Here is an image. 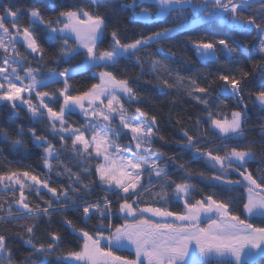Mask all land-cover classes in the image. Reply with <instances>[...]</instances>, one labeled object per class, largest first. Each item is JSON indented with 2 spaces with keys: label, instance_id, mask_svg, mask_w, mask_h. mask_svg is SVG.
Segmentation results:
<instances>
[{
  "label": "snow or ice",
  "instance_id": "obj_1",
  "mask_svg": "<svg viewBox=\"0 0 264 264\" xmlns=\"http://www.w3.org/2000/svg\"><path fill=\"white\" fill-rule=\"evenodd\" d=\"M122 6L132 9L135 20L170 21V26L148 35L141 33L129 42H123L119 30L113 28L110 43L102 47L108 39L107 6L102 13L99 4L86 10L74 3L61 8L55 18L45 19L33 0L28 26L22 27L25 10L14 7L11 0H0V104L17 117L23 110L32 122H46L49 130L45 135L31 127L25 133L18 125L13 135L0 129V140L10 141L13 151L23 150L25 155L24 136L30 137L40 150L39 167L46 170L43 176L28 165L23 170L0 171V222L24 221L16 225L23 231L15 238L28 250L22 259L16 257L8 243L13 237L0 232V264H50L49 258L64 243V235L57 230L46 232L41 238L45 243L36 232L41 223L51 227L56 214L69 212L81 213L78 219L84 226L78 227L67 215H61L59 222L83 244L79 251L58 255V264H255L257 258H264V226L250 221L260 218L264 223V175L254 177L248 165L257 162V145L259 163L264 164V124L260 139L249 140L245 133L252 129L248 127L244 89L250 77L259 73L261 90L255 92L253 104L264 112V0H132ZM212 22L256 33L253 39L261 60L255 62L252 73L240 68L239 59H233L236 48L226 39L189 41L198 60L220 66L212 80H208L212 73L185 77L176 70L173 76V69L154 53L140 55L142 50L183 34L191 24ZM40 30L57 49L51 56L41 43ZM243 50L249 51L247 44ZM80 56L82 62L71 66ZM122 60L140 68L137 82L149 64V73L168 77H156L161 87L177 92L185 89L187 96L203 107L206 115L193 121L194 134L183 130L184 142L178 146L192 150V162L207 163L213 175L201 173L200 178L209 180L220 192L204 194L199 190L191 183L186 163L176 166L182 173L180 179H172L169 169L173 165L168 160L174 162L175 156L166 158L153 146L163 139L158 136V117L139 107L144 97L118 67ZM85 70H92L95 82L81 90L71 81ZM217 87L214 100L224 99L214 104L212 92ZM228 100L234 105L230 112L213 110L229 108ZM126 105H137L134 115ZM75 114L83 119L82 126L71 120ZM124 139L127 142L121 143ZM69 140L71 150L67 151ZM216 140L219 143L207 150L198 146ZM66 152L79 158L77 171L64 162L62 153ZM233 174L239 178L231 179ZM53 176L66 177L68 185L58 190L52 186L56 182ZM236 189L243 191L232 196ZM97 190L104 194L90 200ZM33 194L43 206H31L29 196ZM45 195L49 199L45 200ZM202 219L208 221L206 227L198 226ZM92 220L95 223L89 224Z\"/></svg>",
  "mask_w": 264,
  "mask_h": 264
},
{
  "label": "trees",
  "instance_id": "obj_2",
  "mask_svg": "<svg viewBox=\"0 0 264 264\" xmlns=\"http://www.w3.org/2000/svg\"><path fill=\"white\" fill-rule=\"evenodd\" d=\"M5 3L8 0H4ZM14 7L24 9V13L21 16V26H28V10L32 7L33 0H11ZM132 0H35L36 6L40 8L45 19L55 18L58 11L72 4H77L80 7L85 8L86 10H91L97 4L100 5V11L103 13L105 11V6L109 8L108 12V24L109 29L106 32V39L102 47H107L110 43V32L113 28L119 30L121 39L123 42H129L138 38V36L143 33L148 35L150 32L157 30L159 27L170 26V21L165 22L164 20L158 23H151L148 21H139L133 18L132 9L129 7H123L122 5L130 4ZM55 4V8L51 5ZM144 6V5H142ZM114 9V11H113ZM167 19V18H166ZM10 23V22H6ZM41 34V43L48 51L49 56L52 55L57 49L55 46H50L49 42L43 37V32L40 30ZM256 35L255 32H241L238 29L230 28L226 25H221L217 22H212L210 24H192L187 29L183 31V34L175 35L173 38L168 41L162 42L160 45H154L151 49L142 50L140 55L143 57L144 52H152L155 54V58L159 59L164 65L173 69V76L176 73V70L179 71L180 75L196 76L197 74L203 73H212V76L208 77V80H212L221 70L220 66L214 62L202 63L197 59L194 49L190 46L189 41H198V40H218L226 39L229 41L230 45L236 48V55L233 59L240 60V68L242 70L253 72L254 64L257 61L261 60L259 49L256 41L253 37ZM71 42V41H70ZM247 44L249 51L246 53L243 50V46ZM160 47L163 48L162 52L157 53L156 49ZM18 48L23 52V48L18 45ZM169 52L172 55H169ZM250 56V58H249ZM83 60V56L76 57L72 62L71 66H76L80 64ZM35 67V64L32 65ZM50 67H55V65H49ZM69 65H60V68H63ZM122 72H125L130 78L133 87L136 88L139 94L144 97L143 102L139 105L142 110L148 111L150 115L155 114L158 117L159 122V133L158 136L163 139H157L153 145L157 150L162 152L165 157L175 156V161L168 160V163L173 165L169 170L173 173L172 179L179 180L182 176L181 172L176 171V166L182 163H186L188 169L192 174L191 183H193L199 190L204 194H211L212 192H220V188L213 186L211 182L207 179H201L200 174L203 173L205 177L213 175L211 168L207 165L204 160H197L192 162L191 151L187 149H182L178 146L179 143L184 142V139L181 135L183 130H190L189 134H194L195 124L193 121L201 115H206L203 107L199 105L198 102L194 101L192 98L188 97L185 89H181L177 92L175 89L163 88L159 85L157 76L161 78H168L163 76L161 73L151 74L147 71L149 64H145V73L143 77L137 82L136 77L140 73V68L135 65L132 61L122 60L118 66ZM92 70H85L78 73L72 83L81 90L86 89L90 86L91 83L95 82L92 78ZM170 82H173L170 80ZM201 83L206 86V81L201 76ZM260 78L259 73L254 74L250 77L249 82L245 86V102L249 105V120L248 127L252 129L247 131L245 134L248 136L249 140H259V130L262 124H264V112H262L258 107L253 104L255 92L260 89ZM61 85H54L53 87H60ZM51 91V88L48 89ZM219 91V87L212 92L213 100L215 98L216 92ZM249 95L252 96V99H249ZM223 97L221 101H223ZM221 101H215V103H221ZM229 108L225 109L223 107L213 108L214 111H225L230 112L232 101L228 100ZM129 111L135 114L134 110L137 105H126ZM58 110L59 106H54ZM129 112V113H130ZM172 114V120L169 122V113ZM71 120L76 121L77 126H82L84 121L80 115L75 114L71 117ZM179 120L181 123H177ZM22 125L27 133L28 129L31 127H36L37 130L45 135H48V129L46 127V122H32L28 114L25 111H21L20 116H15L7 105L0 104V129H7L13 135L16 132L17 126ZM183 125V128L181 127ZM206 128L207 126L204 125ZM49 139L59 148V144L49 135ZM24 141L27 144L28 154L25 155L23 150L13 151L10 141L0 140V171L8 170H23L25 165L30 166V169H36L40 172L41 176L45 175L46 170L39 167L40 162V150L35 148L31 144V139L27 135L24 136ZM127 142V139L121 141V143ZM215 143H219L218 140L214 141L213 144L201 143L199 147L204 148L205 150L214 147ZM70 151L71 141H68ZM242 147L245 145H241ZM257 151V162L250 163L248 165L249 171H251L254 177H259L264 175V164L259 163L260 152L259 146H256ZM223 154V153H221ZM62 158L73 171L78 169L75 167L76 160L79 158H73L66 153H62ZM55 163V161H53ZM257 169H262V171H257ZM62 170V169H61ZM55 172L56 169H53ZM236 175H232L231 179H238ZM53 179L56 181L52 184L53 187H56L58 190L61 185L67 186L69 181L66 177L57 178L53 176ZM84 182H87L85 180ZM242 189H236L232 196H239L242 192ZM104 193L97 190L92 196L89 197L90 200H95L97 196L103 195ZM44 199H49V196L45 195ZM29 201L31 206L35 207L37 204L43 206V201L37 199L35 194L29 196ZM175 210H179V206H176ZM61 215H67L69 219H72L73 222L78 227H83L84 225L78 219L81 213L69 212L67 214H56L52 220V226L49 227L46 223H41L36 236L38 239H41L46 232H51L57 230L64 235V243L58 249L57 253L53 254L49 260L50 264H58L56 257L58 255H66L69 251H79L82 247L83 240L72 236L70 230L65 229L60 223ZM243 218V217H242ZM45 220L47 218H44ZM123 221L117 220L116 223H122ZM250 222L256 224L257 226H264V223L261 222L260 218H254ZM25 223L24 221H14L11 223L0 222V232L7 231L10 237L9 247L14 250L16 257L22 259L28 254L27 246L24 245L20 239L15 238L17 233H21L23 230L16 227L17 224ZM28 223H32L29 221ZM95 220L89 221V224H94ZM41 242H47L41 239ZM123 255H132L130 252H123ZM261 264H264V258H260ZM77 264V263H75ZM255 264H258L256 261Z\"/></svg>",
  "mask_w": 264,
  "mask_h": 264
},
{
  "label": "rangeland",
  "instance_id": "obj_3",
  "mask_svg": "<svg viewBox=\"0 0 264 264\" xmlns=\"http://www.w3.org/2000/svg\"><path fill=\"white\" fill-rule=\"evenodd\" d=\"M137 11H139V9H137ZM192 25V24H191ZM17 47H18V45H17ZM79 65V64H78ZM77 66V65H76ZM126 108H127V106H126ZM130 112V111H129ZM129 114H132V115H134L133 113H129ZM123 143H126V142H123ZM161 166H163V165H161ZM254 176V175H253ZM207 223H208V221L207 220H203L202 219V221L200 222V224L198 225L199 227H206L207 226ZM67 255V254H66ZM75 263H77V264H82V262H75Z\"/></svg>",
  "mask_w": 264,
  "mask_h": 264
},
{
  "label": "flooded vegetation",
  "instance_id": "obj_4",
  "mask_svg": "<svg viewBox=\"0 0 264 264\" xmlns=\"http://www.w3.org/2000/svg\"><path fill=\"white\" fill-rule=\"evenodd\" d=\"M256 261L258 262V264H261V262H260V258H257Z\"/></svg>",
  "mask_w": 264,
  "mask_h": 264
}]
</instances>
